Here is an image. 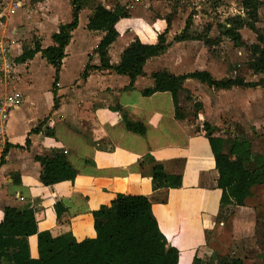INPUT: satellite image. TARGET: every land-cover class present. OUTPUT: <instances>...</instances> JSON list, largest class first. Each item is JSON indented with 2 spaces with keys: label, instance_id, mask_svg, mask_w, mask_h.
Wrapping results in <instances>:
<instances>
[{
  "label": "crops",
  "instance_id": "1",
  "mask_svg": "<svg viewBox=\"0 0 264 264\" xmlns=\"http://www.w3.org/2000/svg\"><path fill=\"white\" fill-rule=\"evenodd\" d=\"M257 1L261 2V8L263 0ZM83 2L77 27L64 49L53 94L54 69L41 55L25 62L18 59L22 50H32L35 42L41 49L53 46L52 36L60 26L72 21L70 0H0L4 16L0 36L7 38L9 45V63L0 73V101L6 95L20 96L19 104L9 113L6 141L0 145V160L4 153L0 164V223L5 207L29 206L34 220L45 225L52 238L71 236L77 242L93 239L95 232L89 215L109 206L118 194H128L129 186L137 183L151 205L159 231L167 244L177 250L178 264H206L203 260L216 257L237 259L242 264H263L264 186H255L252 196L241 207H220L218 175L203 124L212 129L211 137L222 141L223 154L229 153L235 141L247 142L249 160L245 167L250 171L262 168L264 172V124L261 133L249 122V129L241 126L239 132L229 124L219 127V117L209 111L212 103L215 109L238 115L239 106L227 104L224 97L245 96L251 91L262 94L264 88L213 91L194 80H186L183 87L201 104V110L190 112L182 122L175 120L169 93L143 97L141 92L153 85L151 75L156 72L165 71L173 76L206 72L215 77L209 61L217 64L216 60L205 58L202 64L196 62L198 42L173 41L185 27V22L175 23L174 16L166 35L168 50L145 63L142 76L136 78L131 89H127L130 84L127 77L111 71L92 70L83 79L81 75L87 65L99 67L95 49L104 36L103 32L86 29L94 8L101 5L113 10L118 5L129 15L128 20L116 25L119 37L108 49L112 67L118 65L122 52L138 36L139 29L125 28L127 23L140 22L134 0ZM150 2L143 4L141 17L147 20L143 24L153 25L145 19L153 15ZM19 10L23 14L14 20L12 17ZM158 15L163 17L160 12ZM159 27H163L161 23ZM141 32L149 38L150 34ZM199 51L207 54L205 47ZM259 79L260 76L256 81ZM115 105L130 120L145 127L144 136L124 128L111 111ZM51 150L65 155L76 173L72 182L49 187L40 184L42 168L37 158ZM155 165H160L166 175L179 176L181 187L155 188L150 180ZM93 181L99 186L108 182V186L95 187ZM56 204L65 209L58 220L52 211ZM26 244L29 258L36 260V237H28ZM245 254L253 257L247 259Z\"/></svg>",
  "mask_w": 264,
  "mask_h": 264
},
{
  "label": "trees",
  "instance_id": "2",
  "mask_svg": "<svg viewBox=\"0 0 264 264\" xmlns=\"http://www.w3.org/2000/svg\"><path fill=\"white\" fill-rule=\"evenodd\" d=\"M83 0H70L72 21L59 27L52 36L53 46L41 49L38 43L33 49L24 48L19 62L31 60L34 55L41 57L54 69L53 94L56 92L58 73L64 58V49L70 41L72 31L77 27V20L83 8ZM241 8L247 11V18L252 23L257 21L260 3L255 0H241ZM129 15L124 7L116 6L113 10L98 5L89 17L86 29L91 32H103L104 36L98 43L95 54L99 58V67H85L81 78L85 79L92 70L111 71L117 76L127 77L130 81L127 89H131L136 78L143 74L145 63L163 55L169 48L166 35L170 27L169 19H161L163 27L149 28V38L137 36L122 52L118 65L109 64L108 49L119 37L116 25L128 20ZM118 28H120L118 26ZM191 19H187L185 27L174 42L199 41L197 34L191 33ZM247 28L255 35V44L245 47L238 32ZM206 29V32L209 31ZM224 36L233 43L235 48L248 49L247 69L253 75L260 76L256 83H246L243 79L229 78L216 80L206 72H194L184 76H173L168 72H156L151 75L153 85L144 89L141 94L149 97L155 93H169L171 96L175 120L182 122L191 112L201 110V104L194 100L192 94L183 87L186 80H194L213 91L230 90L232 88L256 89L264 88V32L259 33L254 26H249L241 18L233 19L224 32ZM207 44V43H206ZM205 44V45H206ZM208 46V45H206ZM54 108L57 99L54 97ZM124 125V128L139 136L145 135V127L130 120L115 105L111 108ZM203 130L207 134L210 150L213 155L214 168L218 178L216 188L221 192L220 207H241L252 196L255 186H264L262 168L250 171L245 167L249 160V144L243 140L235 141L229 153L221 152L222 141L211 137L212 129L205 123ZM264 132V128H263ZM50 136V134H47ZM4 155V153H3ZM3 155L0 164L3 161ZM42 171L39 182L43 187L53 186L61 182H72L76 176L61 152L51 150L38 157ZM150 180L155 188L177 189L181 187L179 176H169L160 165H155L150 172ZM106 188L108 182L99 186ZM55 220H58L65 209L56 204L52 207ZM93 223L95 238L77 242L71 236L52 238L47 227L34 220L33 209L5 207L3 220L0 223V264H178V252L169 246L159 231L157 222L152 215L149 201L141 193L139 184H131L128 194H118L109 206H103L88 217ZM35 236L37 239V259L28 256L26 239ZM195 262L198 261L194 258ZM231 264H242L240 260L230 259ZM264 264V261H263Z\"/></svg>",
  "mask_w": 264,
  "mask_h": 264
},
{
  "label": "rangeland",
  "instance_id": "3",
  "mask_svg": "<svg viewBox=\"0 0 264 264\" xmlns=\"http://www.w3.org/2000/svg\"><path fill=\"white\" fill-rule=\"evenodd\" d=\"M147 1L149 0H134L138 8L136 9L139 15L137 20H140V22L130 21L125 28L139 29L138 36L143 38L146 34L141 31H146L149 34L148 26L150 28H158L157 24L160 23L161 19H169L171 21L174 16L173 19L175 23L178 22L182 25L183 22H186V20L190 18L193 24V28L190 29V32L197 34L196 38L199 39V41L197 39L195 41L198 42L196 45L198 47H196V49L202 50V47H205L208 54L203 55L200 53L201 51L198 50L199 54L196 59L198 64H202L205 58L206 60L209 58L216 60L217 64L209 61L211 69L215 73L214 79L216 80H219L218 78H239L243 79L246 83L257 82L256 80L259 76H253L247 69L248 49L244 47L235 48L233 43L224 36V32L226 28H228L230 22L236 18H241L245 24L254 26L259 33L264 32V0L262 2V7H258L259 15L257 16L258 18L255 24L246 17L247 11L241 8V0H161V2H158L159 0H150L151 4L148 6H150L149 9L151 8L153 15L145 19H148L153 25L142 23V21H147L141 17L143 4L147 5ZM255 1L260 3L261 6L260 1ZM28 5L27 2L26 6L28 7ZM159 12L163 17L158 15ZM22 14L23 12L19 10L12 18L18 20ZM207 28H209V31L206 32ZM241 30L240 39L245 47L248 48V46L256 43L255 35L250 30L247 28H242ZM224 99L227 104L231 106H239L238 110L240 114H231L230 112H224L218 108L215 109L214 104L211 103L209 111L215 118L219 117V127L229 124V127L237 129L240 132L241 129L239 127L245 126L247 128L249 122L253 124L254 128L259 130V132L262 131L260 127L264 124V92L261 94V92L251 91L245 96L241 94H232L224 97ZM195 100L197 101V99ZM258 101H261V104H257ZM245 257L248 259L253 256L245 254ZM203 262L206 264H231L230 258L221 257L212 258L210 261L205 259ZM245 264L248 263L245 262Z\"/></svg>",
  "mask_w": 264,
  "mask_h": 264
},
{
  "label": "built area",
  "instance_id": "4",
  "mask_svg": "<svg viewBox=\"0 0 264 264\" xmlns=\"http://www.w3.org/2000/svg\"><path fill=\"white\" fill-rule=\"evenodd\" d=\"M4 20L3 14L0 12V27ZM8 39L0 36V73H3V68H6L9 63V45ZM8 66V65H7ZM20 102L19 94L6 95L3 100L0 101V145L6 141V125L8 122L9 113L12 109L17 107Z\"/></svg>",
  "mask_w": 264,
  "mask_h": 264
}]
</instances>
